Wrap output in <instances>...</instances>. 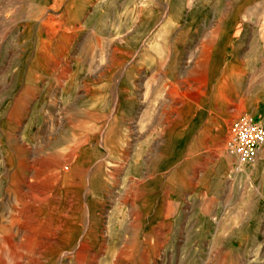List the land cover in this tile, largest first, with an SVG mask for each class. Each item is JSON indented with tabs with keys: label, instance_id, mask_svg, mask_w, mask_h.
<instances>
[{
	"label": "rangeland",
	"instance_id": "rangeland-1",
	"mask_svg": "<svg viewBox=\"0 0 264 264\" xmlns=\"http://www.w3.org/2000/svg\"><path fill=\"white\" fill-rule=\"evenodd\" d=\"M263 70L264 0H0V264H264Z\"/></svg>",
	"mask_w": 264,
	"mask_h": 264
},
{
	"label": "built area",
	"instance_id": "built-area-1",
	"mask_svg": "<svg viewBox=\"0 0 264 264\" xmlns=\"http://www.w3.org/2000/svg\"><path fill=\"white\" fill-rule=\"evenodd\" d=\"M230 125L229 151L238 167L253 162L264 145V123L248 115L232 120Z\"/></svg>",
	"mask_w": 264,
	"mask_h": 264
},
{
	"label": "bare ground",
	"instance_id": "bare-ground-1",
	"mask_svg": "<svg viewBox=\"0 0 264 264\" xmlns=\"http://www.w3.org/2000/svg\"><path fill=\"white\" fill-rule=\"evenodd\" d=\"M198 90H199V89H198ZM196 93H197V92H196ZM199 93H200V92H199ZM197 94H198V93H197ZM254 161H255V160H254ZM254 161H253V162H254ZM251 163H252V162H251ZM247 164H249V163H247ZM88 206H89L90 209H92V207H93V206H91V204H89V203H88ZM93 214H94V213H93ZM93 216H94V215H93ZM40 227H41V226H40ZM64 230H66V231L63 232V233H69V234H70V232H72V233H71L72 235H73V233L75 234V240H74L75 242H74V243H76L75 245L78 247L77 244H79V243H77V242L80 241V240H79V238H80L79 236L82 235L83 232H81V231L78 229V227H76L75 224H68L67 226H65ZM82 236H83V235H82ZM82 236H81V237H82ZM67 237H70V236H67ZM67 237H66V238H67ZM71 237H72V236H71ZM84 237H85V236H84ZM84 237H83V238H84ZM63 238H64V237H63ZM73 238H74V236H73ZM73 238H72V239H73ZM64 239H65V238H64ZM67 239H68V238H67ZM80 239H81V238H80ZM68 240H69V239H68ZM68 242H69V241H68ZM68 242H67V243H68ZM72 242H73V241L71 240V243H72ZM63 243H64V242H63ZM65 243H66V242H65ZM69 245H71V244H69ZM67 246H68V245H67ZM68 248H69V247H68ZM72 249H73V248H72Z\"/></svg>",
	"mask_w": 264,
	"mask_h": 264
},
{
	"label": "crops",
	"instance_id": "crops-1",
	"mask_svg": "<svg viewBox=\"0 0 264 264\" xmlns=\"http://www.w3.org/2000/svg\"><path fill=\"white\" fill-rule=\"evenodd\" d=\"M261 72H262V70H261ZM259 158H260V160H262L264 162V145L259 150ZM262 174H263V172H262Z\"/></svg>",
	"mask_w": 264,
	"mask_h": 264
}]
</instances>
